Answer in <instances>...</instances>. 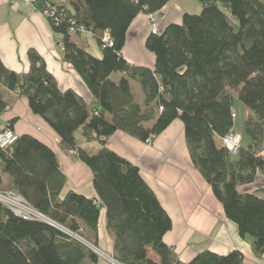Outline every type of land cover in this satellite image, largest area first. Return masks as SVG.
Masks as SVG:
<instances>
[{
    "label": "trees",
    "instance_id": "trees-1",
    "mask_svg": "<svg viewBox=\"0 0 264 264\" xmlns=\"http://www.w3.org/2000/svg\"><path fill=\"white\" fill-rule=\"evenodd\" d=\"M170 1L69 0L63 22L49 21L61 37L63 60L94 103L72 90L60 91L32 51L25 74L7 70L0 61V119L9 107L4 91L25 98L61 147L89 169L96 195L64 192L67 178L54 151L30 136L0 148V191L18 194L57 226L19 218L0 203V264H97L99 257L90 247L98 249L101 207L113 240L111 257L118 264H242L238 251L224 256L203 251L180 262L163 242L171 220L139 170L104 147L116 132L152 142L175 120L183 124L193 167L226 219L241 237L251 238L256 256L264 254V198L237 191L257 174L264 176V0H195L199 14H185L181 24L146 40L145 48L155 56L153 70L127 63L121 52L131 22L141 13L155 15ZM80 28L95 41L101 57L77 44L76 39L87 37ZM104 35L111 47L102 42ZM130 81L140 87L141 103L134 100ZM233 92L248 112V142L241 140L235 155L222 144L228 132H235ZM14 121L4 127L0 122V133L11 131ZM77 135L102 148L89 154Z\"/></svg>",
    "mask_w": 264,
    "mask_h": 264
},
{
    "label": "crops",
    "instance_id": "crops-1",
    "mask_svg": "<svg viewBox=\"0 0 264 264\" xmlns=\"http://www.w3.org/2000/svg\"><path fill=\"white\" fill-rule=\"evenodd\" d=\"M200 11L201 6L195 0H171L153 15L158 34L170 25L181 24L185 14H199ZM150 34L149 16L141 13L126 32L121 56L127 63L153 70L155 56L145 48ZM75 41L92 56L101 57L91 37ZM30 51L42 59L60 91L72 90L88 103L95 102L74 69L63 60L62 47L47 21L18 1L0 0L1 63L11 72L25 74L29 69ZM118 78L119 75H115V79ZM130 86L134 100L141 103L140 87L134 81H130ZM3 98L9 107L0 119L2 127L15 120L11 128L13 134L30 136L54 151L67 178L64 192L96 197L89 169L61 147L57 135L40 117L31 113L27 100L6 91ZM76 140L89 154H96L102 148L97 142L83 143L80 135ZM104 147L139 170L142 180L171 220V230L165 234L163 242L180 262L187 263L203 251L221 256L238 251L243 255L242 264H264V254L259 257L254 254L251 238L239 235L237 226L226 219L210 187L193 167L179 120L173 121L150 144L116 132ZM6 182L7 178L3 177L2 185ZM237 191L264 198V176L257 174L253 183L238 187ZM96 243L104 256H112L113 240L106 230L103 207L100 208ZM97 264L109 263L99 258Z\"/></svg>",
    "mask_w": 264,
    "mask_h": 264
},
{
    "label": "built area",
    "instance_id": "built-area-1",
    "mask_svg": "<svg viewBox=\"0 0 264 264\" xmlns=\"http://www.w3.org/2000/svg\"><path fill=\"white\" fill-rule=\"evenodd\" d=\"M22 3L24 6L32 7L35 11H37L39 14L44 16L48 21H51L53 24H60L63 19L62 13L65 8H67L69 0H14ZM150 20V33L151 34H157V26L155 23V20L153 16H149ZM71 25L73 26L74 23L71 22ZM82 29V28H80ZM70 34L75 33V29L71 27L69 29ZM81 34H88L84 29L80 30ZM56 35V34H55ZM57 39H61L60 36L56 35ZM102 42L107 45L108 47L112 46V43L109 41V38L107 35H104ZM17 136L13 134L9 130H5L0 133V148H4L8 145H11L15 140ZM151 141H147V144H149ZM222 144L223 146L232 154L235 155L241 145V136L237 134L234 131L228 132L223 138H222ZM73 154V152H70ZM0 203L5 205L11 212L22 219L25 220H32V221H42L44 223H48L49 221L40 213L32 209L27 202L20 197L18 194L14 193L13 191H0ZM74 238L78 239L76 236H73ZM90 247V246H89ZM95 252V249L93 247H90ZM115 264L114 260H112Z\"/></svg>",
    "mask_w": 264,
    "mask_h": 264
},
{
    "label": "rangeland",
    "instance_id": "rangeland-1",
    "mask_svg": "<svg viewBox=\"0 0 264 264\" xmlns=\"http://www.w3.org/2000/svg\"><path fill=\"white\" fill-rule=\"evenodd\" d=\"M25 7H27V6H25ZM27 8H30L33 11H35L32 7H27ZM35 12H37V11H35ZM42 17L47 21V23H48V25L50 27L49 21L44 16H42ZM150 25H151V23H150V20H149V26ZM55 37L57 38L56 35H55ZM87 37H89V34H87ZM232 109H233V112L235 114L234 130H235L236 133H238L241 136L242 144H247L248 139H247V137L244 134V131H245V126L244 125H245V118L247 117L248 112L245 110V108L243 107V105L238 101L237 94L235 92H233V107H232ZM48 223L52 224L51 222H48ZM52 225L55 226L54 224H52ZM55 227H57V226H55ZM94 249H95V253L98 255L99 258H102V259L106 260L109 264H115L112 261L113 260L112 257L104 256L99 251V249H96V248H94Z\"/></svg>",
    "mask_w": 264,
    "mask_h": 264
},
{
    "label": "water",
    "instance_id": "water-1",
    "mask_svg": "<svg viewBox=\"0 0 264 264\" xmlns=\"http://www.w3.org/2000/svg\"><path fill=\"white\" fill-rule=\"evenodd\" d=\"M158 34V33H157ZM47 224H49V225H51V226H53L52 224H50V223H47ZM53 227H55V226H53ZM55 228H57V227H55Z\"/></svg>",
    "mask_w": 264,
    "mask_h": 264
},
{
    "label": "bare ground",
    "instance_id": "bare-ground-1",
    "mask_svg": "<svg viewBox=\"0 0 264 264\" xmlns=\"http://www.w3.org/2000/svg\"><path fill=\"white\" fill-rule=\"evenodd\" d=\"M97 249V248H96Z\"/></svg>",
    "mask_w": 264,
    "mask_h": 264
}]
</instances>
